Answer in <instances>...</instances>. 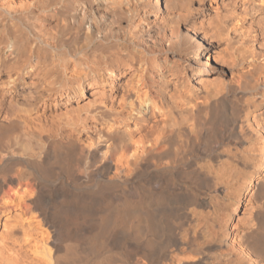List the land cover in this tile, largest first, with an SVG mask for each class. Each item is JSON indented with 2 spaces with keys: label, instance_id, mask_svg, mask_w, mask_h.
Instances as JSON below:
<instances>
[{
  "label": "bare ground",
  "instance_id": "bare-ground-1",
  "mask_svg": "<svg viewBox=\"0 0 264 264\" xmlns=\"http://www.w3.org/2000/svg\"><path fill=\"white\" fill-rule=\"evenodd\" d=\"M0 264H264V0H0Z\"/></svg>",
  "mask_w": 264,
  "mask_h": 264
}]
</instances>
